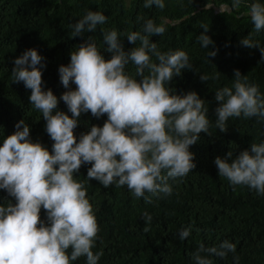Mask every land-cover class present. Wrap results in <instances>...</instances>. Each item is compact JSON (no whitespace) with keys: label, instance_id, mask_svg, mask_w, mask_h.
I'll return each instance as SVG.
<instances>
[{"label":"clouds","instance_id":"1","mask_svg":"<svg viewBox=\"0 0 264 264\" xmlns=\"http://www.w3.org/2000/svg\"><path fill=\"white\" fill-rule=\"evenodd\" d=\"M143 6L162 10L165 3L144 0ZM212 6L206 4V9ZM219 11L227 13L231 9L222 4ZM249 14L254 30H264V3H252ZM106 20L102 12L88 11L71 26V37L95 31ZM201 27L204 32L198 41L208 48L214 41L207 35L209 27ZM165 30L163 25L146 20L142 32L125 35L129 43L139 41L130 51L124 50L117 31H105L107 50L113 53L110 59H105L94 41L73 50L70 63L58 70L65 88L76 85L75 90L60 97L71 116L62 111L53 114L59 101L51 89L43 88L42 71L37 67L43 57L38 50L28 49L15 59L13 81L31 89L30 102L42 113L54 144L50 152L43 144L32 142L30 127L21 120L16 124L17 131L0 146V189L16 201L0 205V264H71L82 256L86 264H98L103 252L94 253L93 248L99 224L84 185L74 179V172L83 164H91L89 180H98L104 187L126 185L134 197H143L146 203H151L152 197L170 196L173 187L169 181L187 176L195 167L189 146L201 132L210 133L208 108L195 91L181 96L167 87L173 77L192 65L185 51L162 53L150 40ZM241 44L260 47L249 36ZM260 51L264 55V47ZM216 54V50L209 52V56ZM129 62L135 66L139 80L125 72ZM234 77L232 87L216 91L215 99L220 102L216 127L220 131H227V121L232 117L264 119V96L259 87L248 84L238 69ZM200 79L207 81L209 77L203 74ZM87 112L97 118L107 114L108 119L102 127L93 125L77 142L74 129L81 114ZM232 155L229 152L224 158L216 157L220 177L264 196V143H253L250 150L230 161ZM41 207L50 224L41 222ZM144 219L150 224L152 217L145 212ZM191 230L183 228L180 240L188 238ZM235 251L236 245L228 240L212 247L201 243L192 258L194 264H213L210 257L226 258Z\"/></svg>","mask_w":264,"mask_h":264},{"label":"trees","instance_id":"2","mask_svg":"<svg viewBox=\"0 0 264 264\" xmlns=\"http://www.w3.org/2000/svg\"><path fill=\"white\" fill-rule=\"evenodd\" d=\"M255 2L264 0H164L162 10L145 8L144 0H0V146L24 120L30 127L31 141L53 150L46 120L30 102L31 89L12 77L15 59L28 49H37L43 57L37 66L42 71L43 88L51 89L59 101L53 114L62 111L69 116L72 113L60 97L75 90L76 85L71 83L70 89L63 86L59 67L70 63L71 53L79 45L93 41L105 59H110L113 53L107 50L105 31H117L124 50L130 51L139 41L129 43L125 35L142 32L144 22L151 19L166 29L161 36L150 37L160 52L183 50L189 56L192 68L183 69L167 87L181 96L195 91L205 101L210 133L201 132L189 146L195 167L187 176L169 181L172 194L152 197V202L146 203L143 197H134L126 185L104 187L98 180H89L91 164H83L74 172V179L86 189L99 224L93 248L94 253L103 252L98 264H194L192 253L201 243L212 247L224 240L234 243L236 251L226 258L210 257L213 264H264V196L247 186L231 185L220 177L214 163L218 156L224 158L232 152L231 161L250 150L253 143H264V119L259 117L229 118L227 131L216 127L220 103L215 99L216 91L233 86L235 70L246 77L248 84L257 85L264 96V55L260 51L264 30H254L249 14ZM206 4L213 6L206 9ZM222 4L231 11L221 13ZM88 11L102 12L107 17L105 24L71 37V26ZM138 17L142 19L138 21ZM201 25L209 27L207 35L214 41L208 48L198 41L204 32ZM248 36L260 47H244L241 41ZM211 50L217 51L214 57L209 56ZM152 59L155 62L154 56ZM125 72L140 79L131 62ZM203 74L209 77L207 81L200 79ZM107 119V114L97 118L90 112L82 113L74 129L77 142L81 134L93 125L102 127ZM9 203L15 204V198L0 189V205ZM145 212L152 217L150 224L144 219ZM40 217L42 223L50 224L43 207ZM188 227L191 233L181 241L179 233ZM71 264H86V257Z\"/></svg>","mask_w":264,"mask_h":264},{"label":"rangeland","instance_id":"3","mask_svg":"<svg viewBox=\"0 0 264 264\" xmlns=\"http://www.w3.org/2000/svg\"><path fill=\"white\" fill-rule=\"evenodd\" d=\"M128 4V3H127Z\"/></svg>","mask_w":264,"mask_h":264}]
</instances>
